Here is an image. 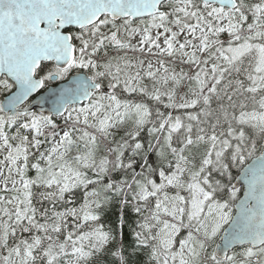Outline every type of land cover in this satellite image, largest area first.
Returning a JSON list of instances; mask_svg holds the SVG:
<instances>
[{
	"label": "snow or ice",
	"instance_id": "obj_1",
	"mask_svg": "<svg viewBox=\"0 0 264 264\" xmlns=\"http://www.w3.org/2000/svg\"><path fill=\"white\" fill-rule=\"evenodd\" d=\"M0 264H264V0H0Z\"/></svg>",
	"mask_w": 264,
	"mask_h": 264
}]
</instances>
